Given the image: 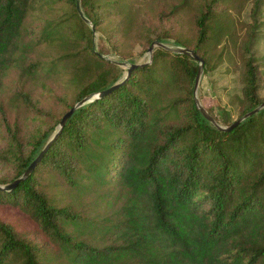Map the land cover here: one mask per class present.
<instances>
[{
  "label": "trees",
  "instance_id": "1",
  "mask_svg": "<svg viewBox=\"0 0 264 264\" xmlns=\"http://www.w3.org/2000/svg\"><path fill=\"white\" fill-rule=\"evenodd\" d=\"M160 1L81 0L100 32L95 52L78 0H0V160L14 168L0 184L25 172L78 100L122 79L124 68L100 54L123 55L125 36L145 50L173 39L204 58L205 74L218 67L224 55L212 63L210 51L229 36L220 19L226 0H196L190 36H175L171 18L195 0ZM261 1L253 0V14ZM255 21L241 44L239 110L219 106L222 125L264 102V68L251 51ZM198 67L157 46L152 63L78 108L32 174L0 189V264H53L52 249L62 264H264V108L219 130L196 106ZM13 72L25 84L61 82L66 100L43 111L31 92H8ZM7 109L26 111L32 126L23 131ZM6 210L26 215L39 236Z\"/></svg>",
  "mask_w": 264,
  "mask_h": 264
},
{
  "label": "rangeland",
  "instance_id": "2",
  "mask_svg": "<svg viewBox=\"0 0 264 264\" xmlns=\"http://www.w3.org/2000/svg\"><path fill=\"white\" fill-rule=\"evenodd\" d=\"M165 1L166 0L160 1L159 5L161 6V3ZM239 2L234 3L232 0H226L221 9L220 19L223 21L225 27L229 29V31H227L229 36L226 37V34H224L218 37V39L215 38L213 41L214 47L211 49L210 54L213 56L212 63L216 62V57L220 53H223L224 55L223 60L216 69L209 71L207 74L203 72L198 88L200 101L207 109L211 108L213 110L212 114V112L208 109L213 116L220 114L219 106L226 107L228 110L235 112V114L239 110L238 105L241 102L242 97V72L244 69V53L241 49V44L243 41H247L248 35L256 23L255 20H257L259 25L255 28L254 34L256 43L254 47H252L251 51L253 56L255 55L256 58L259 59V63L262 64L264 68V60H260V58H264V0H262L259 6L256 7L257 11L254 14L253 9L255 8V5L253 0H251L248 4H242ZM167 4L168 3L165 2V5ZM196 6V0L190 1L184 5L176 18H171V27L176 33L175 36H190L191 34H195L194 13L196 12ZM134 37V34H129L122 38L120 49L123 55L117 54L114 51L103 55L115 61H130L127 56H131L129 57L133 58L131 62H147L149 60V54L147 52L148 49H144L141 40L133 42ZM94 39L96 50L99 52L100 32L97 28ZM167 43L176 45L174 44L173 39ZM123 68L125 70V74L126 68ZM5 83L7 85L8 92L13 89H24L31 92L35 102L43 108V111L50 109L51 112H53L54 108H56L57 112V110L61 107L62 101L66 100L67 97L66 95L65 97L63 96L64 89L62 88L63 85L61 82L56 85L49 86L41 84L32 85L29 83L25 84L22 79H20L19 75L16 72H13ZM2 97L0 96V100H2ZM7 116L11 119L18 117L21 121L23 131H27L32 126L31 124H33L29 114L24 110L13 112L7 109ZM4 144L5 142L0 139V150L4 147ZM13 173L14 168H12L8 162L0 160V177L4 175L12 176ZM72 197L73 196H71L69 201L73 199L78 200V198ZM78 201L81 202L79 204V208L86 206V201ZM4 213L7 216H11L16 219V221H18L25 229L31 231L34 230L39 236V231L36 230V225L23 213L12 210H6ZM53 252L54 250L52 249L51 258L55 256L52 263L62 264L64 260L60 257H56L57 254Z\"/></svg>",
  "mask_w": 264,
  "mask_h": 264
},
{
  "label": "water",
  "instance_id": "3",
  "mask_svg": "<svg viewBox=\"0 0 264 264\" xmlns=\"http://www.w3.org/2000/svg\"><path fill=\"white\" fill-rule=\"evenodd\" d=\"M77 8L79 11V14L81 15V17L83 18V20H85L93 29V33L94 36L96 35V28L94 27L92 21L86 16V14L84 13L82 6H81V0H78L77 3ZM162 47L166 50L172 51L174 53H179V54H185L188 56H191L192 58H194L195 60L198 61L199 63V67H198V73H197V77H196V81H195V85H194V99H195V103L197 108L200 110V112L204 115V117L212 124L214 125L216 128H218L219 130L222 131H231L233 130L236 126H238L240 123H242L244 120H246L247 118H249L250 116L256 114L257 112H259L261 109L264 108V102H262L260 105H258L257 107H255L254 109L245 112L244 114H242L241 116H239L236 120H234L231 124L229 125H222L220 124L216 118L208 111V109L202 104V102L200 101L199 95H198V88H199V84L204 72V66H205V60L202 56H200L195 50L186 47V46H180V45H171L168 44L166 42L163 41H159L156 40L154 41L148 48V54H149V60L147 62L144 63H134V62H130V61H115L112 60L110 58L105 57L104 55L100 54V56H102L103 58H107L110 61L123 66L126 68V73L124 74V76L122 77V79L114 84L111 88L104 90V91H100V92H95V93H91L89 95L84 96L82 99L78 100L75 105L64 114L62 120L60 121V123L58 124L55 132L52 134V136L50 137V139L48 140L47 144L45 145V147L43 148V150L41 151V153L38 155V157L30 164V166L25 170V172L20 175L18 178H16L14 181H12L11 183L8 184H0V189L2 190H6V191H10L12 189H14L16 186H18L22 181L26 180L34 171L36 165L38 164V162L41 160V158L43 157L44 153L47 151V149L50 147V145L52 144V142L57 138V136L59 135V133L61 132L62 128L64 127V125L67 123V121L69 120V118L72 116V114L80 107H82L83 105L97 99V98H101L102 96L106 95L107 93H109L110 91H112L113 89H115L117 86H119L120 84L124 83V81L126 79H128V77L131 75L132 71L139 67V66H144L146 64H150L153 61V54H154V49L155 47ZM95 52H97L96 50V46L94 48Z\"/></svg>",
  "mask_w": 264,
  "mask_h": 264
}]
</instances>
